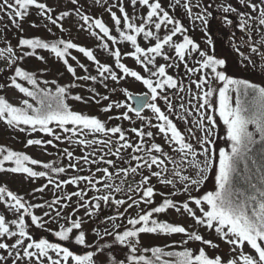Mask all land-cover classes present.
I'll return each instance as SVG.
<instances>
[{"label":"snow or ice","instance_id":"6c2138e0","mask_svg":"<svg viewBox=\"0 0 264 264\" xmlns=\"http://www.w3.org/2000/svg\"><path fill=\"white\" fill-rule=\"evenodd\" d=\"M130 2L134 8L139 4L148 9L146 18H142V22L139 25L134 22V17L129 16L122 4L119 6V11L123 14L122 17L117 16V13L112 11L111 7L108 8V11L118 31L120 30L122 21L126 23L127 31H119V34L123 40L131 41L135 47L134 52L127 54L134 57L138 63L143 65L144 70L148 74L147 77L121 63V52L119 49L113 51L112 56L115 57L116 67L122 70L124 76H130L135 78L136 81H141L149 91L144 94L134 95L125 88L123 92L126 95V101L109 103L102 111L109 112L113 107L125 108L126 111L121 114L120 119L131 120L129 112H132L136 114L142 123L147 121L143 127H133L131 129V132L136 135L139 142L130 141L126 135V130L120 126L108 128L105 122L101 121L97 116L73 110L67 103L68 92L65 87H57L55 92H52L50 89L39 88L36 73L20 67L14 69L11 84L20 93L25 94L26 97L33 98L36 103L34 104L29 102L28 99H24L19 106H14L5 97L0 96V119L4 120L9 126L19 128L20 131L28 130L21 127V125L31 126L30 130L32 132L40 131L52 134L57 141L68 139L70 142L78 143L86 148L92 147L93 152L91 154L93 157L96 151L107 147L110 154H112V150L114 149V154L123 159L121 153L125 149H133V152L129 153V159L136 162L135 167H132L131 163H129L127 167L116 169V173L118 175L123 174L125 179L121 180V184L116 185L114 190L118 193L122 192L123 188L121 185L127 183L130 193H141L140 199L131 200L130 197L131 202L124 199H115L111 195L113 185L111 183H104L103 187L105 190H109L108 194L93 197L92 200L95 203H92V201H88L87 203L83 201L78 202L76 210L85 208V215L88 217L96 214L101 207V201L105 203L114 201L116 205L127 204L128 208H132L134 205L138 207L141 201L147 205H151L153 197L156 195L154 187L149 186L151 177H156L162 185H172L173 187H175L176 178H178L182 191L187 194L188 199L177 203L172 198L176 193L169 192L167 196H164L163 202L159 206L151 207L150 210L141 209L134 218L129 217L122 232L114 230L121 227L119 224H114L113 230L105 228L103 235L112 236L114 238L112 244L126 246L128 249V254L124 258L118 259L110 251L112 244L101 245L97 243L94 246L95 251L89 250L84 254H76V252L70 250L68 246H64L62 243L50 242L47 238L37 240L30 234L32 227L43 230L49 222H55L58 224V230L54 231L53 234L60 241L69 244L74 242L77 246L92 247L86 245V232L82 228L83 220L71 219V215H62L63 209L67 208L68 204L61 205V200H71V196H83V190L72 193L67 197H57L51 201H46L44 204H30L23 196L14 193L5 186H0V202L5 204L6 213L14 217L9 220L5 214H0V250H4L7 253V255H4L0 252V264H8L9 258H11L12 264H24L25 261L26 264H45V261H47V264H69L70 261L73 264H106L105 261L99 259V255L103 254L105 250L109 252L107 256L108 264H264V162L256 166L255 173L251 172L248 164L249 159H251L249 157L251 146L257 143L254 138V132L249 131V125L255 126V130L260 136V142L264 143V87L256 83H250L247 79H237L226 74L228 71L226 60L216 57L214 53L208 54L203 51L200 44L187 35H183L181 43H173V37L178 33L183 34L186 29L178 20L170 16L168 11L162 8L160 0H130ZM179 2L180 0H173L174 5L179 4ZM71 3L78 5L79 0H71ZM238 3L245 8H251L257 15L253 16L250 12H240L231 3H228L227 5H221L222 12L225 14L222 22L225 25H232L233 21L229 18L228 14H237L239 16L238 27L247 33L249 37L248 40L243 42L249 44L251 51L256 53L259 51L257 45L264 44V34H261L260 41L253 44L251 32L253 25L258 32L260 29H264V0H260L259 4L253 2V0H238ZM33 7L37 10L40 17L50 21L53 25L62 22L66 17H71L74 11L75 15L82 21L79 25L81 29L86 24L89 31H92L94 28L99 29V33L92 31V35L95 36L102 33L101 39L110 34V28L102 19L93 18L90 15L82 13L78 6L72 11H61L59 16L54 18V9L46 3L40 2V0H0V13L8 16L12 25L17 29L21 28V22L29 14V9ZM183 7L190 16H193L195 20H199L205 26V29H207L209 20L212 18V12L204 7L200 12L193 13L191 0H186ZM196 7H200V5L197 4ZM145 19L148 24L154 26L155 30H160L162 26H171L168 34L163 37L156 36L154 46L147 49L137 43V36L141 33H143L145 38H151L154 35L151 29H146ZM31 26L37 27L34 22ZM44 26L47 27V25ZM59 26L63 29L62 23H59ZM132 32L135 34H130ZM110 39L113 42L116 41L115 36H111ZM207 43L209 45L213 43L211 37L207 38ZM166 45L174 50L175 57L164 53ZM18 46L21 48L27 46L31 49V51L25 52V55L29 57L36 56L38 49H50L57 58L63 60L67 71L74 77H76V68L69 63L67 57L70 56V49H78L80 53L96 62L98 74L104 80L109 77L113 81L121 78L118 77L117 72L113 71L109 64L100 63L91 49L80 46L70 39L46 41L39 37H21L18 38ZM103 47L107 48L108 45L105 44ZM234 49L239 51V48L235 45ZM194 52L200 57L196 61V65H199V67L196 65L189 67L185 62L186 57L193 56ZM5 53L8 57L5 61L6 64L8 60H11V63L15 64L18 59L24 58L23 56L16 57L11 46L0 49V56L5 55ZM160 55H164L166 62L172 61V63L157 65L156 57ZM240 57L241 59L238 63L242 67L246 66L243 62L249 60V58L245 57L243 53H240ZM260 57L262 68H264V52H260ZM36 58L40 61H45V57L42 55ZM72 59L75 60V57H72ZM180 62H185L184 67L187 73L195 74L200 72L201 69L208 70L195 82L197 89L195 97L191 95V89L187 90V104L189 107L185 106L184 97H180L181 103L179 107L184 112L177 114V119L187 124L188 115L185 113L194 111L197 118L193 119L191 123L197 126L201 132L200 136H196L192 128H188V137L186 138L178 130L177 124L170 119V114L175 111V106L171 102L167 89H179L180 92H185L186 90L182 85L178 84L177 79H174L173 75L167 73L166 67L179 68ZM249 63H251L250 60ZM79 66L81 68L84 67L83 65ZM261 74L264 75V71ZM17 78H23V80L33 85L34 88L29 89L23 86L17 82ZM76 78L81 81L97 80V76H80ZM189 80H191V77H189ZM210 80L212 82H223V86H218L217 89L218 109L213 102L214 93L217 90L212 89ZM44 83L47 84L48 81H44ZM4 86L0 85V87ZM74 86L71 85L70 87ZM230 86H235L237 96L235 108L230 104ZM205 88L207 90H204ZM91 91L95 93V89H91ZM172 95L174 96L176 93L173 92ZM241 97H243V100ZM72 99L85 104L89 103L90 100L99 103L96 95H93L91 98L75 95ZM103 99H108V97H103ZM193 99L196 101L194 109L191 107ZM158 100L164 101L168 114L158 106ZM127 101H135V105ZM145 109L151 110L157 121L155 124L152 123L151 117L141 116V113ZM217 111L218 117H215ZM217 119H222L223 125L227 126L226 138L231 141L230 152L226 151L223 147L219 149L215 147L219 139L217 135ZM53 122L64 133H72L74 136H77V139L73 141L71 137H62L56 134L54 129L49 127ZM153 127L157 129L159 134L168 138L169 144L178 145V148L172 149L173 152L177 153V156L169 155L162 148L161 144L150 142L147 139L152 138L154 141L155 134L153 131L146 130ZM100 133H103L106 139L88 138L90 136L96 137ZM109 134L116 135L118 138L114 141ZM79 136H83L84 138H79ZM193 138L195 139V144L191 142ZM26 143L27 145L39 146L44 144L51 145L53 141L51 139L47 141L28 139ZM149 143L150 147L146 148L145 145ZM96 145H100V149H96L94 147ZM64 152L70 161L68 167H77V164L71 163L73 153L67 149ZM137 153H143V155ZM217 153L218 172L215 175L216 190L208 191L200 197L192 196V192L198 190L209 179V173L213 169ZM261 155L264 157V150H262ZM78 159L85 163H98L95 158L89 161V156L87 155L81 156ZM99 159L100 161H104L105 158L104 156H100ZM6 162H12L14 166L5 167ZM168 162L172 165L171 169L168 167ZM29 163L31 165H38L41 161L26 155L24 152L0 146V172L24 173L27 174L28 178L48 175L45 171H34L32 167L28 166ZM106 163L108 165H115L116 162L113 159H107ZM241 163H243V173L240 172ZM253 164H255V160H253ZM154 166L158 170L152 171ZM43 167L51 169L56 173L65 172L64 167H53L49 163H45ZM145 169L150 172V175H144L141 179L136 180L135 175L138 171ZM189 170L192 171L191 175L183 174ZM97 171L104 173V177L101 179H111L113 176V173L109 172L107 167L103 169L98 167ZM166 173L170 174L172 178L166 177ZM129 175L132 176L130 180L127 179ZM79 180H85L97 192L100 191L99 188L95 187L100 181L94 180L91 175L83 177L73 176L71 182L77 183ZM253 180L256 182L254 183ZM52 182L50 178L49 183L51 184ZM62 183H67V181ZM46 187L47 185L36 189V191L43 192ZM56 187L60 188V184H56ZM189 201L194 202L197 208L190 207ZM40 208H47L48 210L44 211L42 216L33 214V209ZM169 209L174 210L181 216L186 213L194 220L196 225L214 230L230 246V253L235 254L237 249H239L238 255H230V258L227 260L219 254L211 257L207 254L204 247L196 251L186 247L181 251H165L160 247H154L151 249L153 253L151 259L143 254H138L139 236L141 233L184 234L187 236V240H182L181 244L194 241L209 246L213 250L219 248V245L214 244L212 240L204 239L203 235L196 231H189L181 224L153 218L154 214L165 213ZM197 211L200 213L199 215H197ZM120 215H123V213ZM26 217L29 218L28 222H26ZM45 217L48 219H45ZM107 219L115 220L116 217H108ZM61 220H64L65 223H60ZM74 230L77 231L74 232ZM94 231L98 238H103L99 230ZM8 238H15L14 242L8 243ZM26 240L28 242L25 244ZM245 244L250 246V249L254 250L256 255L245 253L243 250ZM143 251L147 252L149 249H143ZM161 257H168L169 259H161Z\"/></svg>","mask_w":264,"mask_h":264},{"label":"trees","instance_id":"16d2710c","mask_svg":"<svg viewBox=\"0 0 264 264\" xmlns=\"http://www.w3.org/2000/svg\"><path fill=\"white\" fill-rule=\"evenodd\" d=\"M41 1L42 0H40V2ZM128 1L130 2V0H128ZM164 1L165 0H160V3L161 2L163 3ZM236 1H238V0H191V3L193 5V8H192L193 13L200 12L201 9L204 7H206L208 9V11L212 12V18H210V20H209V23L207 25V29H205V26L202 25L199 20H195L194 17L190 16L188 14V12L185 10L183 5L186 3V0H180L179 4H175V5L173 4V0H168L169 5H166V7H164V5L161 3V6L164 10L169 12L170 16H172L174 19L178 20L184 26V28L186 29V31L184 33L185 35H188L189 37L198 40L197 38H199L200 35L203 34V35H206L207 38L211 36V38L213 40H215L217 37V34L219 36L220 32H221L222 40L224 43V39H226V40L228 39L231 27H228L225 24H224L225 26H223L222 18L225 14L224 13L222 15L218 14L219 12L222 11L220 5H227L228 3H231L232 5H234ZM254 2L257 3L258 0H254ZM120 3L125 8L124 0H120ZM197 4H199L200 7H196ZM129 5L132 6L131 2ZM77 6L80 7L82 13L88 15V11H89L88 7H87V11L85 13V9L81 5H77ZM72 10H74V9L67 10V11H72ZM112 11H114L113 8H112ZM147 11H148V9H147ZM0 15L2 17V21H0V49H4L8 46H11L14 50L16 57H20V56L24 57L23 59H18L15 64H12L11 60H8V63L6 64L5 61L8 59L7 54L5 53V55L0 56V85H5L4 87H0V96L5 97L14 106H19L24 99H28L29 102H31V103H34V104L36 103V101L33 98L26 97L25 94L20 93L19 90L16 89L11 84V77L14 75V69L16 67H20L22 69L36 73L39 88L46 89V90L50 89L52 92H55L57 87H65L67 92H68L67 103L69 104V106L73 110H78L79 104L81 107L84 103H82L80 101H75L74 99H72V97L75 95H73L71 93L70 85L66 82L61 81L62 79H53V78L46 76L45 73L41 72L44 70L43 66L37 62H34L33 57H29V56L25 55V52L31 51V49H29L27 46H24L23 48L18 46V38H21V37L26 38L25 32H22V30H19L16 27H15V30L17 31L16 33L15 32H9L8 30L11 27V21H10L9 17L3 15L2 13H0ZM228 15H229V18H232V17H230L231 14H228ZM58 16H59V14L57 15V17ZM130 17H135V13H133L132 16H130ZM4 18H5V20H3ZM67 18L68 17H66L64 20H66ZM64 20L62 22H59V23L63 24V29H61V27L59 26V23L56 25H53L49 21L48 22L49 23V29L48 30H50L51 32L48 31V34L50 37H48L49 39L48 38H42V39H44L46 41H54L57 39H62V36L64 35L62 33H64L67 29V22L66 21L64 22ZM134 22H136L135 19H134ZM220 23H221V31L219 30V26H218ZM38 31L40 32V30H36L34 32V37L40 38V36L37 35ZM93 31L96 32V30H93ZM119 31H127V26H126L125 22L122 21V24L120 26ZM119 31L115 30L113 27L112 31L110 30L109 36H106L103 38L104 39L103 45H105V44L108 45L107 48L102 47L103 51H104V55L106 57L111 58L113 64L115 63V57L112 56V52L118 49L117 46L120 43H127V47L129 49H131V52L135 51V47L132 45L131 41L123 40L119 34ZM152 31H153L154 35L151 38H145L143 33H141L137 36V43L141 47H144L145 49H147L148 47L154 46V44L156 42V36H159V34H158L157 30H155V29ZM168 33H169V31H167L164 34H161L160 37H163L164 35H166ZM130 34H135V33L132 32ZM111 36L116 37L115 42H113L110 39ZM258 37H260V36H258ZM166 47L168 49L167 45H166ZM44 51L47 52L48 55L50 56L49 60L56 57L55 54L50 51V49H44ZM47 53H43V54L47 55ZM195 55L196 54L194 52L193 56H190V58H187L186 61L188 62V60L195 57ZM161 56H163V55H161ZM121 57H123V56H121ZM47 60H45L44 62H46ZM35 67H36V69H34ZM172 70L173 71H171V72H173V74H169V75H173L174 79H177L178 84L183 86L184 80L179 79V76H180L179 73L181 70L179 68H174ZM240 71H243L242 68H240ZM49 74H52V73L50 72ZM203 75L204 74H201V77ZM96 76H97V80H98V78H100L99 74L97 73ZM97 80H95V81H97ZM44 81H48V83L45 84ZM17 82L21 83L25 87H28L29 89L34 88L33 85H31L27 81L23 80V78H17ZM91 82H92V80H91ZM100 82H104L102 77L100 78ZM94 89H97V88L94 87ZM104 89L101 91V95H100V98L98 97V100L101 101V103L104 102V106L106 107L109 103H113V99H111V97H112L111 94L104 92ZM11 90H14V91L16 90L18 92V94H20L22 96L18 103H16L14 100L9 99L8 94ZM161 91H165V90H161ZM167 91L169 93L171 101L181 102L180 97H184V101L186 100L187 96L185 95V92H180L179 89H167ZM173 92H175L176 95L173 96L172 95ZM81 96L91 98L88 96V94L86 95L85 93H81ZM103 97H108V99H103ZM101 103H97V106L92 107V106L96 105V102L90 100L89 101L90 107L86 106V108H80L78 111H81L83 114H91V115L97 116L99 118V115L102 114V109H103L102 107H100ZM100 120L105 122L102 119H100ZM0 125L5 127L7 129V133H8L7 135H5V137H2V138L0 137V146L3 145V142H6L4 147H10L14 151H20V152L25 153V151L29 147L35 146V147L42 148V147H45L47 145V144L39 145V146L27 145L26 141L28 139H41L44 141L51 139L53 141V143L51 145H48V146H51L54 149H56V153H55L56 157L54 159H51L50 161L41 162L40 164H38V169H33V170L34 171H45V172H47L48 175H46L44 177H47L48 179L51 178L54 180L57 179V184L58 183L60 184V188H57L55 185V187H56L55 192L53 194H51L50 196H46L44 198V200L38 202L36 200L34 194H33V191L26 190L25 188H22L20 186L14 187V185H12L10 181L7 182L8 180L7 181L4 180L3 177L0 178V186H5L9 190L13 191L14 193L23 196L24 199L26 201H28V203H30V204H38V203L44 204L46 201H51L57 197L63 198V197L69 196L72 193L79 192L81 190L84 191L83 196H71V200H65V199L61 200V205L68 204V207L63 209L62 215H65V216L71 215V219H82L83 220L82 228L86 232V245H90L92 247L77 246V245H75L74 242L69 244L67 242L60 241L59 238L55 237L53 234L54 231L58 230V224L55 222H49L46 225L45 229H43V230L38 229L36 227H32L30 229V234L33 235L34 239L38 240L40 238H47L50 242L62 243L64 246H68L70 248V250L76 252V254H84L86 251H89V250L95 251L94 246L97 243H99L101 245L112 244V241L114 238L112 236L103 235L105 228H107L109 230H113V225L119 224V225H121V227L119 229H114V230L122 232L124 230V226L127 224V219L129 217L134 218L137 215V213L141 209H144L145 207H147V209H145V210H150L151 207L159 206L161 204L160 201L163 199L161 197L159 199L157 198L156 201H153V203L151 205H147L144 203V206H141V203H142L141 202L138 207L134 205L132 208H128L127 204L116 205L114 202L105 203V202L101 201L100 202L101 207L96 212V214L93 215L92 217H88L85 215V208H79L78 211L76 210L78 202L83 201V202L87 203L88 201H92V203H95V201L92 200L93 197L108 194L109 190L104 189V187H103L104 183H111L113 185V188L111 189V195H113V197L115 199H124L128 202H131V200H138L137 197H136V199L131 197V200L129 198L123 197V195L128 191V184L127 183L121 185V187L123 188L122 192L118 193V192H115V190H114L115 186L120 185L121 180L125 179L123 174L118 175L116 173V169L119 167H127L129 165V163H131L132 167L136 164L135 161H130V159H129V153H132L133 151L128 152V150L125 149L121 153V156H123V159H120L119 157H117L114 154V149L112 150V154H110L109 149L107 147H105V148H103V152L101 155H95L93 157V155L91 154L93 152L92 147H89V148H91V151H87L88 148L81 146L78 143L70 142L68 139L59 140L60 143H62V144L58 147L59 141L55 140L52 134L44 133V132H40V131L32 132L30 130L31 126L21 125V127L27 128L28 130L27 131H20L19 128L7 125L6 122L2 119H0ZM49 127H52L54 129V132L58 135H61L62 137H64V136L71 137L73 141H75L77 139V136H74L72 133H64L62 129H60L56 126L55 122L50 124ZM97 135H101L104 139H106V137L104 136L103 133H100ZM109 135L113 136V138L116 137V135H113V134H109ZM126 135L129 136L127 132H126ZM79 138H84V137L79 136ZM88 138L91 139V136ZM255 138H256L255 140L257 141V143H255L254 145L251 146V151L249 152V157H251V159H249V161H248L249 169L251 170L252 173H255L257 165H260L262 162H264V157H262V155H261L262 150H264V143L260 142L259 133H256ZM101 140H103V139L101 138ZM65 149H67L68 151H71L73 153L71 163L77 164V167H75V168L68 167L70 161H69V158L65 155V152H64ZM88 154L91 157V158H89V161H91L93 158H95L98 161V163H90V162L85 163L84 161L78 159L79 157L85 156ZM137 154H139V153H137ZM100 156H104V158H105L104 161H100V159H99ZM107 159H113L116 162L115 165H108L106 163ZM253 160H255V164H253ZM45 163L52 164L53 167H64L65 172L56 173V172H53L51 169H45L43 167V165ZM98 167L100 169L107 167L109 169V172L113 173L112 178L111 179H101L102 177H104V173L98 172L97 171ZM66 171H70V173L66 174ZM240 172L243 173V163H241V165H240ZM89 175H91L94 180L100 181V183H97L95 185L96 188L100 189L99 192H97L93 187L89 186L85 180H79V181H77V183L71 182L73 176L83 177V176H89ZM44 177H39V178L41 179ZM127 179L130 180V177H128ZM64 181H67V183H62ZM253 182L255 183L256 181L253 180ZM79 185H83V187L79 188ZM68 188H69V190H68ZM138 193H140V192H138ZM5 207H6L5 204L3 202H0V214H5L7 219H9V220L13 219L14 218L13 216L6 213ZM47 210L48 209L46 208L45 211H47ZM32 212H33V214L38 215V216H42V214H43V211L41 208L40 209H33ZM167 212H168V210L165 213L154 214L153 218H155L157 220H161V221L172 222V221H170L171 216L169 213L167 214ZM121 213H123V215H120ZM164 214H167L166 218L164 217ZM53 215H54V213H53ZM108 217H116V219L115 220H108L107 219ZM45 219H48V218L45 217ZM28 221H29V218L26 217V222H28ZM60 223H65V221L61 220ZM94 230H99L101 235L103 236V238L102 239L98 238L95 235ZM76 231L77 230H74V232H76ZM189 231H192V230H189ZM193 231H196L199 234L203 235L204 239H209L212 241H213V239H210L212 234L218 235L217 233H212V230H207L206 233H201L202 231H200V230H193ZM205 235H208L209 238L205 237ZM163 237H166L165 241L158 243L159 240H157V239H160ZM12 239L14 240L15 238H8L7 242L10 243V240H12ZM182 240H187V236L184 234H179L178 236L172 238V234H164V233L145 234V233H141L139 236L138 254H143L146 257H148L149 259H151L153 257V253L151 252V249L154 247H160V248L164 249L165 251H181L185 247L196 251L199 248L204 247L205 251L207 252V254L209 256L214 257L216 255L215 253L212 252L211 247L205 246V245L201 244L200 242L188 241L187 244H181ZM27 242L28 241L26 240L25 244ZM213 243L216 244L214 241H213ZM143 249H149V251L144 252ZM110 251H111V253L115 254V256L118 259L124 258L128 254V249L126 248V246H122V245H118V244H112ZM0 252H2L4 255H6L5 254L6 252L4 250H0ZM108 255H109V252L107 250H105V252L103 254L99 255V259L101 261H105L106 264H108V262H107V256ZM161 259H169V258L168 257H161ZM8 264H12V263L8 262ZM24 264H26V261L24 262ZM45 264H47V261H45ZM69 264H73V262L70 261Z\"/></svg>","mask_w":264,"mask_h":264},{"label":"rangeland","instance_id":"374dc122","mask_svg":"<svg viewBox=\"0 0 264 264\" xmlns=\"http://www.w3.org/2000/svg\"><path fill=\"white\" fill-rule=\"evenodd\" d=\"M51 2L54 5H56L58 7H62V8H66V6L70 4L69 2H65L64 0H51ZM79 2L82 4H87L88 6H94L95 9H97V12L94 14V18H96V17L103 18L107 22L106 24L110 28L111 31H112L113 27L115 30H117V28L114 25V21L111 19V15L108 11V8L109 7L113 8L114 11L117 13V16L122 17L123 14L119 11V5H121L120 0H79ZM124 2H125V10L128 12L129 16H132V14L135 13V17H134L135 21H136L135 23L139 25L142 22V18L146 17L147 8L144 6L138 5V4L134 8V7L129 5L130 2L128 0H124ZM253 2H254V0H253ZM259 3H260V0H258L257 4H259ZM162 4L164 5V7H166V5H169L168 0H165ZM236 4H238L236 6L238 11L250 12L253 16L257 15V13L253 12L251 10V8L243 7L242 5H240L238 3V1L235 2V5ZM81 6L84 8L83 5H81ZM75 19L77 20V24H79V18H77V16H76ZM233 19L236 20L235 23H236L237 28L235 30H233V34L236 36L237 42L232 41V38L230 36H228L229 41H227L226 43H223L222 39H219V41L215 44L214 54L216 57L219 56V58H224L226 60L228 75H234L233 77H235L237 79H248V81H256V82H258V84L260 86L264 87V75L261 74L262 61L260 59L259 60L261 62L258 60L259 65H258L256 73L249 72V70L246 69L247 66H244L246 71H240V69H238L239 64H240V63H238L240 61L239 53L243 52V51L248 52L251 50V47L249 44H246L243 42L245 40H248L249 37H248L247 33L242 31L238 27L239 16L237 14L233 13ZM0 21H2L1 17H0ZM144 22H145L146 29H151V30L155 29L153 25L147 24L146 19ZM76 28H78L79 30H75ZM170 28H171L170 25L168 27L162 26L160 30H157V32L160 36L161 34H164L167 31H169ZM74 30H75V33H72ZM219 30L221 31V23L219 26ZM92 31H93V29H92ZM92 31H89L87 24L83 29H81L79 26L77 27L76 25H74L73 28L68 30L69 34H67L66 37L63 39L64 40L70 39L72 42H75L76 44H78L80 46L87 47V48L91 49L93 51V54L96 56L97 60L100 61V63L109 64V66L112 67L113 71L117 72L118 77H121V78L117 79L116 81L111 80L110 77L108 79H106V81L103 79L104 82H100L101 77L98 78L97 81H92V82H91V80H88V81L77 80L76 77L96 76L98 73L96 62L90 60L83 53H80L77 49H74L73 51H72V49H70L69 50L70 56L67 57L69 60V63L72 64V66L76 68V77L72 76V74L67 71V67H66V65H64L62 59L54 57V58L49 60L50 56L48 55L47 52L44 51V49H38L37 50L36 56H33V61L37 62L43 66L44 70L41 72L45 73L46 76L53 78V79H62L61 81L68 83L70 86L75 85L74 87H70V91L73 95H81V93H85L86 95L88 94L89 97L96 95V99L98 100V97L100 98L101 91L105 88L104 92L112 95L111 99H113V102H115V101L125 102L127 99L126 95L123 92V89H125V88L128 89L132 93L148 92L149 90L141 81H136L135 78L130 77V76H124L122 73V70L117 68L115 63L114 64L112 63L111 58H109V57L107 58L103 55L101 47L103 45L104 39L100 38L101 36H103V34L100 33V35L94 36V35H92ZM96 32L99 33V30L96 29ZM45 34H48V33H45ZM45 34L42 33L41 35L46 38ZM183 35H185V34H179L178 33L175 37H173V43H181L183 41ZM258 36H261V31L259 30V32H258L256 30L255 26L253 25L252 32H251V41L253 42V44H256V42L260 41V38ZM198 39L199 40H196V39H193V40L200 44L201 49L203 51L207 52L208 54H213V49L210 46L207 47L203 43V42H205L204 36L203 37L201 36ZM234 45L239 48V51H236L234 49ZM257 46L259 49L262 48L264 50L263 44H258ZM117 47H118L119 51L121 52V56H123V57H121V63L125 64L127 67H129L135 71L140 72L141 75H144L145 77H147L148 74L144 70L143 65L138 63L134 57L127 54V53L131 52V49H129L127 47V44L126 43H120ZM43 53H47V55L43 54ZM164 53L166 55L175 57L174 50L170 49L169 46H168V49L165 46ZM41 55L42 56L45 55L44 56L45 60H47V59L48 60L46 62H44V61H40L39 59L36 58L37 56H41ZM72 57H75V60H73ZM254 57H255V55H254ZM254 57H251V59L256 60V58H254ZM187 58H190V56H187L186 60H187ZM199 58H196L193 60L194 65H196V61L199 60ZM185 62L187 63V61H185ZM185 62H180L179 69L182 71V73H179L180 74L179 78L181 80H183V77H185L188 80V86H189L188 89H191V95L193 97H195L197 95V89H196L195 82L200 79L199 72H197L195 74H193V73L189 74L187 72L186 73L183 72ZM166 63H172V61L166 62L164 59V55L163 56L160 55V56L156 57V64L157 65L166 64ZM79 65H83L84 67L81 68ZM196 66L199 67V65H196ZM174 68L175 67H166L167 73L173 74V72H171V71H173L172 69H174ZM34 69H36V67ZM85 69H86V71H85ZM50 72L52 74H49ZM206 72H208V70ZM105 75H107V74H105ZM189 77H191V80H189ZM210 86L212 87V89L217 90L218 86H223V82H220V81L212 82L210 80ZM94 87L97 88V89H95L96 90L95 93L91 91V89H94ZM113 89H115V91H113ZM159 91H161V90H159ZM229 95L231 98L230 104L233 108H235L236 107V100H237L236 92L233 90H230ZM8 97L10 100H14L16 103H18L22 96L20 94H18V92L16 90L15 91L11 90L8 94ZM187 100H188V95H187ZM127 102L130 103L129 101H127ZM213 102H214L215 107L218 109V90L215 91V93H214ZM99 103H101V101H99ZM157 103H158V106L161 107V110L165 111L166 114H168V110L164 104V101L158 100ZM195 105H196V101H195V99H193V104L191 107L194 109ZM86 106L90 107V104L84 103L81 107L79 104L78 110L80 108H86ZM95 106H97V103H96V105H94L92 107H95ZM103 106H104V102L101 103L100 107L105 108V106L104 107ZM185 106L189 107L188 104H186ZM124 111H126L125 108L113 107L109 112L102 111V114L99 115V119L104 120L106 122L105 124L108 128H111L113 126H120L121 128L126 130V132L129 135L128 137H129L130 141L139 142L136 135L131 132V129L133 127L141 128L144 126V124L147 123V121L142 123L141 120L132 112H129V116L131 117V120L120 119L119 117L121 116V114ZM183 112H184V110L180 108L179 113H183ZM179 113H177V114H179ZM177 114H175L176 120L180 121L177 119ZM185 114L188 115V122H187V124L184 121H181V123L179 122L180 126L177 125V127L179 126L178 130H180L181 133L186 136V138L188 137V131H187L188 128H192L193 132L196 133V136H200L201 132L199 131L197 126L191 123V121L193 119L197 118L195 116L194 111L191 113H185ZM141 116L151 117L153 124H155L157 122L155 120V116L153 115V113L151 112L150 109L145 111ZM110 117H111V119H110ZM215 117H218V111L215 113ZM173 121H174V119H173ZM5 129H6L5 127L0 125V137L1 138L5 137V135L8 134L7 129H6V131H5ZM226 129H227V126L223 125L222 119H217V135H218L219 139L217 140L215 147L217 149H219L220 147H223V148H225L226 151H230L231 150V141L226 138ZM146 130H151L155 134L154 141L152 140V138H147L150 142H155V143L161 144L162 148L166 152H168L169 155L177 156V153L173 152L172 149L178 148V145L169 144L168 138L159 134L155 127L151 128V129H146ZM249 131L254 132L255 135H256V133H258V132H256L255 127H253L252 125H249ZM92 138H96L99 140H101V138L104 139L101 135H97L96 137H91V139ZM117 138H118L117 136L115 138H113V136H112V139L114 141ZM191 142L195 144V139L193 138ZM61 144L62 143H60V141H59L58 147ZM94 147L96 149H100V145L99 146L96 145ZM145 147L146 148L150 147V143L145 145ZM126 150H128V152L133 151V149H126ZM87 151H91V148H88ZM102 152H103V149L98 150V151H96L95 155H101ZM55 153H56V149H54L53 147L48 146V145H46L45 147H42V148L35 147V146L30 147L25 151L26 155H29L34 159H38L41 162H47V161H50L51 159H54L56 157ZM139 154L143 155V153H139ZM87 156H89V158H91L89 154ZM11 166H14V164L11 162L5 163V167H11ZM28 166L32 167L33 169H38V165H31L29 163ZM133 167H135V165ZM168 167H169V169L172 168V165L170 162H168ZM156 170H158V169L154 166L152 171H156ZM217 172H218V153H217V158H216L214 165H213V169L209 173V179L207 181H205L199 187L198 190L193 191L192 196L200 197V196L206 194L208 191H214L217 188V185L215 184V175L217 174ZM68 173H70V171H66V174H68ZM183 174L191 175L192 171L189 170L188 172H185ZM144 175H150V172L146 169L140 170L135 175V179L139 180ZM129 176L132 179V176L131 175H129ZM165 176L168 178H172L170 176V174H168V173H166ZM2 177L6 181L8 180L7 182L10 181L11 184L14 185V187L20 186L22 188H25L26 190L33 191V194H34V196L38 202H40L42 200L41 197L50 196L51 194H53L55 192V185L53 183L50 184L49 182H47L48 179H46V178H41V179L39 177L28 178L27 174H24V173L0 172V178H2ZM45 185H47V187L44 189L43 192L36 191V189H40ZM150 185H155L157 187V189L154 188V190L159 191V193H163L166 196L169 194V192L176 193V195H174L173 197L177 203H180V202L188 199L187 194H185L182 191V186L179 183L178 178H176L175 187H173L172 185H162L156 177H151ZM80 187H83V185H79V188ZM133 187H135V185H133ZM68 190H69V188H68ZM156 191H155V193H156V195H158ZM136 195H137V192L130 193L129 191H127L123 195V197L124 198H130V197L134 198ZM139 195H141V194H139ZM189 203H190V207H193L194 209L197 208V206L194 204V202L189 201ZM141 206H144L143 202L141 203ZM41 209L45 210V208H41ZM144 209H147V207H145ZM168 212L171 216L170 221H172L174 223L181 224L184 227H186L188 230H192V231L193 230H200V231H202L201 233H206V231L209 230L204 226L196 225L194 220L190 216H188V214H186V213L181 216L180 214L176 213L172 209H169ZM199 214L200 213L197 211V215H199ZM212 233H215V231L212 230ZM178 235L179 234H172V238H174ZM205 237L209 238L208 235H205ZM165 239H166V237H163V238H160L157 240H159L158 243H161V242L165 241ZM210 239H213V240H215V242H218L219 248L216 250L218 251V254L221 255L225 260L229 259L230 255H238L239 249H237L235 254L230 253L229 252L230 246L227 243H225L219 237V235H213L212 234ZM13 242H14L13 239L10 240V244ZM243 250L245 253L256 255L254 253V250H251L250 246H248L247 244H245ZM8 262L12 263L11 258H9Z\"/></svg>","mask_w":264,"mask_h":264},{"label":"water","instance_id":"95a60500","mask_svg":"<svg viewBox=\"0 0 264 264\" xmlns=\"http://www.w3.org/2000/svg\"><path fill=\"white\" fill-rule=\"evenodd\" d=\"M134 95H139V94H134ZM133 102V104L135 105V101H132Z\"/></svg>","mask_w":264,"mask_h":264}]
</instances>
